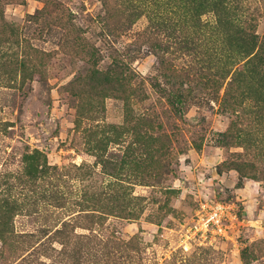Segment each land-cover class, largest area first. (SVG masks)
I'll list each match as a JSON object with an SVG mask.
<instances>
[{
  "label": "rangeland",
  "instance_id": "obj_1",
  "mask_svg": "<svg viewBox=\"0 0 264 264\" xmlns=\"http://www.w3.org/2000/svg\"><path fill=\"white\" fill-rule=\"evenodd\" d=\"M0 264H264V0H0Z\"/></svg>",
  "mask_w": 264,
  "mask_h": 264
},
{
  "label": "built area",
  "instance_id": "obj_2",
  "mask_svg": "<svg viewBox=\"0 0 264 264\" xmlns=\"http://www.w3.org/2000/svg\"><path fill=\"white\" fill-rule=\"evenodd\" d=\"M232 219V207L228 204L202 205L193 224L187 231L188 233L192 232V236L189 235L188 239L198 238V241L203 244L206 240H211L215 237H226L228 236Z\"/></svg>",
  "mask_w": 264,
  "mask_h": 264
},
{
  "label": "trees",
  "instance_id": "obj_3",
  "mask_svg": "<svg viewBox=\"0 0 264 264\" xmlns=\"http://www.w3.org/2000/svg\"><path fill=\"white\" fill-rule=\"evenodd\" d=\"M241 32V31H240Z\"/></svg>",
  "mask_w": 264,
  "mask_h": 264
}]
</instances>
